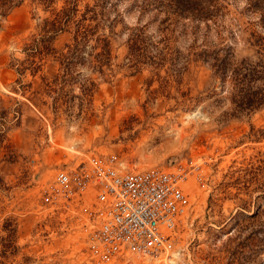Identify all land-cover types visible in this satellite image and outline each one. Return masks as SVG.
Instances as JSON below:
<instances>
[{
	"label": "rangeland",
	"instance_id": "obj_1",
	"mask_svg": "<svg viewBox=\"0 0 264 264\" xmlns=\"http://www.w3.org/2000/svg\"><path fill=\"white\" fill-rule=\"evenodd\" d=\"M139 1L106 2L111 3L108 17L116 19L114 31L121 32L111 38L110 70L88 74L77 65L96 82L90 95L75 83L65 86L69 90L64 95L45 92L39 75L50 79L58 65L50 58L35 74L28 69L22 73L20 83L30 84L23 87L14 82L17 74L8 66L11 56L21 57V46L39 18L51 14L62 0L45 12L40 3L23 0L0 19V96L33 102L9 131L17 160L0 161L10 184L0 190V217L17 220L19 250L9 264H246L240 255L251 231L258 249L255 262L264 258V103L247 115H229L228 93L200 60H188L175 75L167 74L165 61L161 67L147 63L136 71L129 69L131 60L123 56L125 28L145 24L156 35L152 11H140ZM94 3L78 0V12L87 8L86 21L95 20L92 11L95 15L99 7ZM234 3L240 12L228 5L207 27L200 24L196 34L178 35L177 29L175 43L184 51L191 41H226L234 62L255 60L256 45L250 43L249 32L264 41V28L255 12L243 9V0ZM67 39L68 33H59L54 45L60 47ZM90 152H114L131 169H172L190 162L201 168V181L188 176L184 182L191 207L176 228L172 250L110 263L89 257L75 217L44 201L41 188L57 167ZM232 250L237 258L230 262Z\"/></svg>",
	"mask_w": 264,
	"mask_h": 264
},
{
	"label": "trees",
	"instance_id": "obj_2",
	"mask_svg": "<svg viewBox=\"0 0 264 264\" xmlns=\"http://www.w3.org/2000/svg\"><path fill=\"white\" fill-rule=\"evenodd\" d=\"M23 0H0V19L9 9ZM42 5L45 12L56 0H33ZM108 0H95L98 11L92 16L94 21H86V9L78 12V0H62V3L49 15H42L33 31L21 46V57L11 56L8 66L16 72L14 82L21 84V75L25 70L33 75L41 69L46 59L58 62L56 72L50 79L39 75L47 90L57 93L67 90L65 86L76 84L81 92L90 95L96 82L86 73L79 71L77 65L88 69V74L97 72L102 75L111 69V38L119 31H114L115 16L108 17ZM243 9L255 12L259 24L264 28V0H243ZM231 5L235 10L234 0H140V11L151 10L152 21H156L155 32H148L146 25L126 27L124 38V58L130 59L129 69L138 70L147 63L158 67L166 62L167 74H179L186 67L188 60H200L207 64L212 76L219 78L220 88H225L231 104L229 115H247L264 103V41L262 36L249 32L250 43L256 45L255 60L241 59L234 62L232 50L226 41L208 42L195 45L194 41L186 43L182 50L175 42V32L178 35L196 34L200 24L207 27L209 21L215 20L224 8ZM240 12V10H237ZM99 14V17H98ZM120 19V18H119ZM62 32L68 33V39L60 47L54 45L55 37ZM182 32V33H180ZM202 33H205L202 32ZM184 49V48H183ZM160 60V61H157ZM79 75L82 78H79ZM226 83V87L225 84ZM27 86L28 84H21ZM55 86V87H53ZM13 91L18 89L12 86ZM47 89V90H46ZM33 105V102H29ZM19 98L0 96V161L15 162L17 156L9 139V131L19 124L24 107L31 106ZM10 184L4 179L0 170V190L8 189ZM264 233V226L262 227ZM252 231L245 236L247 240L245 253L240 255L246 264H264V258L255 262L258 249L253 247ZM264 247V236L262 241ZM17 220L15 216L0 217V264H9L10 258L18 253ZM230 262L237 258L234 250Z\"/></svg>",
	"mask_w": 264,
	"mask_h": 264
},
{
	"label": "built area",
	"instance_id": "obj_3",
	"mask_svg": "<svg viewBox=\"0 0 264 264\" xmlns=\"http://www.w3.org/2000/svg\"><path fill=\"white\" fill-rule=\"evenodd\" d=\"M197 164L128 168L114 152H90L57 167L42 198L75 217L88 255L97 263L160 255L174 248L176 228L190 207L188 176Z\"/></svg>",
	"mask_w": 264,
	"mask_h": 264
}]
</instances>
